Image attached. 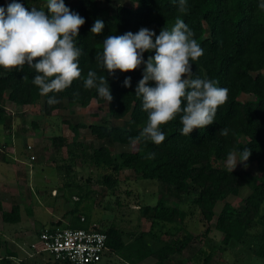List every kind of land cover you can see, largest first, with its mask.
Returning a JSON list of instances; mask_svg holds the SVG:
<instances>
[{
    "label": "trees",
    "instance_id": "obj_1",
    "mask_svg": "<svg viewBox=\"0 0 264 264\" xmlns=\"http://www.w3.org/2000/svg\"><path fill=\"white\" fill-rule=\"evenodd\" d=\"M40 1L17 0L29 10L36 7L47 12L46 4L43 8L33 4ZM69 1L65 0V4L70 10L85 18L76 39L77 46L82 49L79 59L81 78L65 91L55 94L60 102L49 106L47 100L54 93L48 96L39 94L38 87L32 83L36 75L33 69L27 65L23 71L0 68V123L6 119V109L2 104L5 98L18 106L31 105L42 99V111L48 116L58 115L68 105L86 107L92 100L106 103L109 117L120 119L128 116L130 127L72 123L65 119L72 141L68 142L64 135H55L51 138L52 145L58 150L63 146L81 147L82 142L77 140L80 129H88L98 139L109 138L128 145L129 150L116 154L105 145L84 152L95 167L109 170L102 177L103 183L111 185L116 180L114 174L130 169L143 179H156L172 185L171 194L176 197L195 192L193 202L199 209L201 220L208 224L204 236L211 229L209 223L214 218V206L220 201L222 206L214 221V229L222 234L220 249L227 248L231 241L248 244L253 239L249 243L254 248L253 254L264 259V75L261 73L264 68V9L259 7L262 0H187L186 14L178 12V0H132L138 3L135 9L118 5L114 12L100 6L101 0H75L73 5ZM177 18L184 20L203 49V55L193 62L192 78L199 76L218 81L219 87L228 89V100L218 108L213 124L205 129H195L189 136L181 135L179 116L162 125L165 140L156 145L140 136L147 123V113L142 110V98L136 96L135 89L142 79L144 65L135 71L125 73L117 70L115 76H108L113 96L110 103L101 98L96 89H85L83 81L89 70L107 77V71L100 68L95 59L107 36L123 35L129 31L136 33L142 27L159 35L164 27L170 29ZM97 19L105 25L99 36L90 33ZM149 55H154V51L146 52L145 60ZM24 76H27V81ZM129 76L131 87H125L123 82ZM241 93L250 97L240 100ZM91 116L97 117V114ZM139 125L143 126L139 128ZM224 128L228 129L227 136L220 134V129ZM130 137L136 142L132 143ZM246 147L251 150V156L242 165L246 168L245 163L247 167L255 163L256 173L242 169L229 172L214 165L216 161L227 159L229 152L235 151L240 156ZM149 154L154 156L148 158ZM248 181H253L251 191L242 199L240 207L226 200L229 195H237ZM145 209L151 213L148 233L156 239L163 235L168 237L160 246L148 245V236L143 232L127 244L118 227L110 225L105 229L96 223L92 226L86 216L83 221L80 217L70 218L68 224L71 228L104 231L109 248L105 254L119 252L135 260L150 256L155 259L154 264H165L171 255L180 253L198 239L183 224L186 212L167 204L163 198L153 205L147 204ZM0 216L6 223L20 221V205H12L8 211L0 205ZM60 224V219L55 221V225ZM254 227H260V232L250 235L248 231ZM200 255V264H210L214 253L200 247L194 254L196 260ZM52 262L58 264L54 260Z\"/></svg>",
    "mask_w": 264,
    "mask_h": 264
},
{
    "label": "clouds",
    "instance_id": "obj_2",
    "mask_svg": "<svg viewBox=\"0 0 264 264\" xmlns=\"http://www.w3.org/2000/svg\"><path fill=\"white\" fill-rule=\"evenodd\" d=\"M47 12L36 7L31 10L23 3L12 0L0 6V68L5 71H23L25 65L36 73L32 83L41 96L54 93L47 100L49 106L60 101L55 94L69 88L81 78L79 59L82 49L77 46L85 18L73 13L65 0H47ZM264 9V0L259 5ZM178 12H188L187 0H178ZM105 25L97 19L90 33L99 36ZM145 60L146 52H153ZM203 55V49L194 38V32L177 18L169 29L164 27L159 35L147 27L136 33L109 35L102 42V51L96 53L97 65L106 70L107 77L89 70L83 81L87 90L96 89L98 95L110 103L113 96L108 76L131 72L142 65L143 76L135 89L142 98V110L147 113V123L140 132L145 141L156 145L165 140L161 126L179 116L181 135L189 136L195 129H205L215 122L218 108L228 100V89L218 86V81L193 77V62ZM23 79L27 81V76ZM123 85L131 87V77ZM228 135V129H220ZM132 143L136 140L129 138ZM154 154H149L152 158ZM251 150L243 149L237 159L229 152L226 167L233 172L239 162H247ZM245 167L247 164L245 163Z\"/></svg>",
    "mask_w": 264,
    "mask_h": 264
},
{
    "label": "rangeland",
    "instance_id": "obj_3",
    "mask_svg": "<svg viewBox=\"0 0 264 264\" xmlns=\"http://www.w3.org/2000/svg\"><path fill=\"white\" fill-rule=\"evenodd\" d=\"M8 3V0H1L0 6L6 7ZM33 4L43 8L47 4V0L33 2ZM69 4H75V0H70ZM99 4L107 7L110 12H114L118 5L132 9L138 6V3L132 0H110L109 2L101 0ZM261 73L264 75V68ZM249 97L250 95L245 93L239 95L240 100H246ZM2 104L7 105V114L11 116L21 115L13 129L15 131V133L13 131V145L19 151L23 147L24 153H21L27 161L23 167L17 168L16 177L17 199L21 201V211L24 217L26 216L24 211L26 204L30 203L33 197L37 199L35 195L41 192L43 193L42 198L46 199L54 216L61 220L59 226H69L70 218L77 219L80 216H86L88 222H94L100 228L106 229L110 225L118 227L127 244L143 232L147 234V239L152 246H155L153 243L155 238L148 233L151 213L145 207L147 204H155L160 198L170 204L169 195H173L170 190V188L173 189L172 185L156 179H143L130 169H124L114 174L116 180L111 185H106L102 182V177L109 170L95 167L87 159L86 153L90 152L93 147L105 145L113 154H116L120 151L129 150V146L113 142L109 138L98 139L90 134L88 129L79 130L77 140L82 142L81 147L63 146L58 150L51 143V138L55 135H64L68 142L72 141V133L65 125V119L72 123H104L107 127H130L128 116L120 119L111 118L107 113L106 103H97L96 101L86 107L68 105L55 116H48L43 113L42 99L30 106L27 113L23 111V108L11 106L7 100L3 101ZM91 114H97V117H92ZM2 124L1 122L0 126ZM3 139L11 142L10 134L6 133ZM25 143L29 144V149L28 147L26 149ZM84 152L86 153L84 154ZM233 153L237 159L240 158L237 152L234 151ZM30 154L36 156L34 160L29 159ZM10 156L12 157V155ZM226 160L216 161L214 165L227 169ZM235 169L247 170L251 174L257 172L255 163L244 168L242 162H239ZM110 174L113 176V173L110 172ZM30 176L33 181V191L28 184L26 187L23 186V180L30 181ZM252 183L253 181H248L240 188L237 195H229L226 200L234 206L240 207L242 199L250 193ZM33 192L36 194L34 195ZM195 196V192L182 197L175 196L176 199H179L177 202L186 208L185 224L187 228L198 236V239L191 242L186 249L185 254L187 256H192L201 247L214 253L210 264H264V259L254 255V248L249 246L253 239L248 244L231 241L227 248L220 249L222 234L213 229L214 219L209 225L211 226L210 231L204 236L203 232L208 224L201 220L199 209L193 202ZM171 201L175 203L174 199ZM221 206L222 202L220 201L214 206V218ZM66 212H68L67 215H65ZM54 216L51 212L46 213L42 223L53 219L52 223L48 225H55L54 221L57 219H54ZM4 225L13 226L10 223H4ZM3 231L12 236L16 232L10 231L6 227ZM3 231L0 229V232ZM258 232H260V227H254L248 231L250 235H257ZM25 241H32L31 235H26ZM123 258V254L119 252L104 254L97 264H129ZM201 259L202 255H200L199 260H196V256L193 255L192 264H200ZM7 262V260H0V264H7Z\"/></svg>",
    "mask_w": 264,
    "mask_h": 264
},
{
    "label": "crops",
    "instance_id": "obj_4",
    "mask_svg": "<svg viewBox=\"0 0 264 264\" xmlns=\"http://www.w3.org/2000/svg\"><path fill=\"white\" fill-rule=\"evenodd\" d=\"M5 100L7 99L5 98L4 101ZM93 101L94 100H92L89 104L91 105ZM7 102L11 106H14L15 108H23L24 109L23 111H25L26 113L29 110V107L33 105L31 104V105L18 106V105L11 103L8 100ZM3 107L8 112L7 105L6 106L3 105ZM7 112H6V119L4 120L2 126H0V152H1L0 153V205L3 208V210H6V211L10 210L12 205H15V204L20 205L21 218H20V221L16 223H10L13 226H5L4 223L6 222H3L0 216V229L2 231L5 229V227L10 229V231H16L13 234V236L6 234L4 231L0 232V260H7L8 261L7 264H11V263L12 264H53L52 259L44 253L36 254L31 257H28L25 253L26 245L29 242H31V241L29 242L25 241V236L31 235L32 240H34L37 236L38 231L42 227L48 224H51L53 221V219H51V220H47L45 223H42L44 222L43 218H45L46 213L49 214L51 212L53 216L54 214L52 212V209L48 205V202L46 201V199L42 198L41 195L43 193L38 192L37 195H35L36 192H33L34 195L37 197V199L33 197L32 201L26 204V207H24L26 216L25 217L23 216V213L21 211L22 210L21 201L20 200L18 201L17 199L16 177H17V168L23 167V165H25L27 161L23 158V155L21 153V152L24 153V150H22L23 147H21V150L19 151L13 145V140H14L13 137L15 133L13 129H14L15 124L17 123L16 121H18L21 118V115L11 116L7 114ZM25 112H21V113H25ZM6 124H8V127H6ZM6 133L10 134L11 142H7L3 139V136ZM38 141H35V143L36 142L38 143ZM25 144H26L25 146L27 149L29 144L27 143ZM10 155H12V157ZM31 155H34V154H30L29 157ZM34 157L36 156L34 155ZM29 179L30 181L23 180V186L26 187V185L28 184L30 188L32 189L33 181L31 180V176L29 177ZM171 199H174L175 203L172 202ZM178 200L179 199H176L175 196L169 195V203L171 204V206H176L186 212V208L182 207V205H180L177 202ZM186 218H187V212H186V216H185L183 224L186 227V229L189 230L185 224ZM54 219L59 220L57 216H54ZM213 219L215 221V218ZM211 222L209 223V225H211ZM213 229H214V224H213ZM221 238H222V235H221ZM165 240H168V237L166 235H163L161 239L155 238V241L153 243H155V247H156V246L162 245V242ZM146 243L148 245H152L149 240H146ZM190 244H188L180 253H175L171 255L169 259L165 261V264H192L194 254H192V256H187L185 254V251L186 249H188ZM123 257H124L123 259L126 260L129 264H154L155 262V259L150 256L145 257L143 259H139V260H135L133 257H125V256Z\"/></svg>",
    "mask_w": 264,
    "mask_h": 264
},
{
    "label": "built area",
    "instance_id": "obj_5",
    "mask_svg": "<svg viewBox=\"0 0 264 264\" xmlns=\"http://www.w3.org/2000/svg\"><path fill=\"white\" fill-rule=\"evenodd\" d=\"M80 220L83 221L84 216H80ZM106 242L107 234L101 230L46 225L26 245L25 253L28 257L44 253L58 264H97L109 250Z\"/></svg>",
    "mask_w": 264,
    "mask_h": 264
}]
</instances>
